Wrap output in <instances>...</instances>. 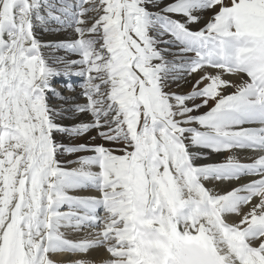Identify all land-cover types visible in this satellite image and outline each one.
<instances>
[{
	"label": "snow or ice",
	"instance_id": "obj_1",
	"mask_svg": "<svg viewBox=\"0 0 264 264\" xmlns=\"http://www.w3.org/2000/svg\"><path fill=\"white\" fill-rule=\"evenodd\" d=\"M0 264H264V0H0Z\"/></svg>",
	"mask_w": 264,
	"mask_h": 264
},
{
	"label": "bare ground",
	"instance_id": "obj_2",
	"mask_svg": "<svg viewBox=\"0 0 264 264\" xmlns=\"http://www.w3.org/2000/svg\"><path fill=\"white\" fill-rule=\"evenodd\" d=\"M49 39H51V38H49ZM227 78L232 79L233 77H227ZM248 154H249L248 152H240L239 153L242 160L245 159L246 157H248ZM66 159L75 160V157L74 156H67ZM222 159H223V157H219V158L213 157V161H216V162H218V160H222ZM75 166H76L75 164L69 165V167H75ZM211 186L212 185H209V187H211ZM79 194H86V193H79ZM93 255H95V254H93Z\"/></svg>",
	"mask_w": 264,
	"mask_h": 264
},
{
	"label": "rangeland",
	"instance_id": "obj_3",
	"mask_svg": "<svg viewBox=\"0 0 264 264\" xmlns=\"http://www.w3.org/2000/svg\"><path fill=\"white\" fill-rule=\"evenodd\" d=\"M49 38H51V37H49ZM64 94L69 95V93H67V92H65ZM53 103H56V101L54 100Z\"/></svg>",
	"mask_w": 264,
	"mask_h": 264
}]
</instances>
